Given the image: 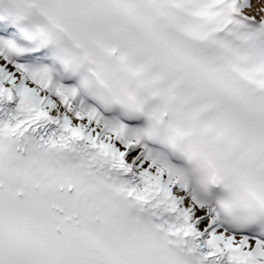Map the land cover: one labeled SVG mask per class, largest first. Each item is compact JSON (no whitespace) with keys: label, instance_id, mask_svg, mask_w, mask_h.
I'll return each instance as SVG.
<instances>
[{"label":"bare ground","instance_id":"1","mask_svg":"<svg viewBox=\"0 0 264 264\" xmlns=\"http://www.w3.org/2000/svg\"><path fill=\"white\" fill-rule=\"evenodd\" d=\"M237 8L249 17L264 21V0H237ZM0 84L15 97H24L35 103L42 111L49 116L57 119L66 128H74L85 137L99 139L101 143L113 147L117 152L124 156L128 161L138 167V170L149 177L161 182H167V187L173 196L178 200L180 209L187 214L190 221L194 223L195 228L204 233L207 239L216 242L223 249H230L244 246L247 251H253V255L264 262V245H254L239 239L228 236L224 229H207L208 225H213L215 221L209 217L206 209H201L179 191L175 183L167 175L156 167L151 166L145 160H142L138 151L129 152L128 149H120L114 142V136L107 133L97 124L91 123L85 117L75 112L74 108L60 106L46 93L29 83L25 77L8 66L0 59Z\"/></svg>","mask_w":264,"mask_h":264}]
</instances>
